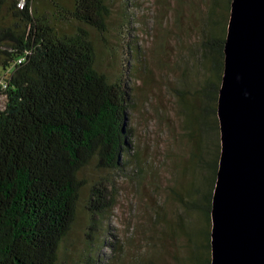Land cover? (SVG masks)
I'll list each match as a JSON object with an SVG mask.
<instances>
[{
  "label": "trees",
  "instance_id": "obj_1",
  "mask_svg": "<svg viewBox=\"0 0 264 264\" xmlns=\"http://www.w3.org/2000/svg\"><path fill=\"white\" fill-rule=\"evenodd\" d=\"M18 1L0 0V70L11 69L0 108V264L58 263L84 183L79 172L94 159L99 168L129 166L143 197L151 196L148 191L173 193L179 206L176 215L159 203L143 220L138 240L146 246L137 264H165L167 254L169 264H212L213 195L222 150L218 108L233 0H154L160 17L172 13L176 32H197L211 74L200 99L173 87L170 108L160 97L168 92L166 81L145 64L142 95L151 104L145 98L138 104L148 118L144 131L128 123L137 106L133 87L110 81L96 66L90 29L105 31L106 0H26L23 8ZM51 15L81 24L67 32ZM20 56L26 60L16 63ZM183 74L191 78L192 70ZM148 121L155 122L153 131ZM196 130L204 140L195 137ZM212 133L219 139L207 147ZM104 198L105 189L94 185L88 206L94 216L109 209ZM195 211L207 220L199 229L188 218ZM179 238L189 248L182 258L173 248Z\"/></svg>",
  "mask_w": 264,
  "mask_h": 264
},
{
  "label": "rangeland",
  "instance_id": "obj_2",
  "mask_svg": "<svg viewBox=\"0 0 264 264\" xmlns=\"http://www.w3.org/2000/svg\"><path fill=\"white\" fill-rule=\"evenodd\" d=\"M110 13L106 20V29L100 32L90 29L92 41L96 49V66L105 73L109 80L115 82L123 80L133 87L134 99L137 106L129 112L128 123L144 131L148 120L139 107L143 99L146 106H150L151 99L142 95L144 90L143 67L151 63L156 74L161 75L164 91L160 96L167 106L173 108V87H180L189 99H200V90L211 74L208 62L201 58L200 38L197 32L188 37L175 31L176 22L170 11L160 17L154 0H106ZM54 8H50L53 11ZM51 14V12H50ZM173 17V19L171 18ZM51 18L69 32H73L80 21H60L53 15ZM174 27V30H172ZM169 29V36L165 37ZM165 44H167L165 46ZM163 46H165L163 48ZM165 48L169 52L165 51ZM192 70L191 78L183 72ZM157 88V87H156ZM171 90V92H169ZM199 93V94H198ZM144 117V118H143ZM155 122H149L151 131ZM197 139H205L200 130H196ZM219 139L212 133L205 142L213 147L214 140ZM161 146L160 149H162ZM158 150L157 155H160ZM209 176V169L205 172ZM203 174L199 177L201 178ZM84 181L80 191L75 221L60 243L57 264H131L132 257L137 264L138 254L141 253L146 242L138 238L144 235L143 220L147 219L150 211L158 204H164L169 213L178 215L179 206L173 193H151L150 197H143L131 179L130 167L118 169L99 168L94 159L79 172ZM188 175L186 179H189ZM148 184V183H147ZM96 185L105 189L109 209L95 214L88 208L92 187ZM165 200V201H164ZM168 215V213H167ZM169 216V215H168ZM195 229L202 228L206 217L202 212L195 211L188 215ZM173 248L178 250V257L182 258L189 252L188 244L182 238L174 241ZM136 244V245H135ZM117 246V247H114ZM91 256V260L87 257ZM169 264V255L165 256ZM188 264H195L190 260Z\"/></svg>",
  "mask_w": 264,
  "mask_h": 264
},
{
  "label": "water",
  "instance_id": "obj_3",
  "mask_svg": "<svg viewBox=\"0 0 264 264\" xmlns=\"http://www.w3.org/2000/svg\"><path fill=\"white\" fill-rule=\"evenodd\" d=\"M218 114L212 264H264V0H233Z\"/></svg>",
  "mask_w": 264,
  "mask_h": 264
},
{
  "label": "built area",
  "instance_id": "obj_4",
  "mask_svg": "<svg viewBox=\"0 0 264 264\" xmlns=\"http://www.w3.org/2000/svg\"><path fill=\"white\" fill-rule=\"evenodd\" d=\"M18 6L20 8L25 7L26 5V0H19L18 1ZM30 52V51H29ZM24 60H26V56H20L16 63H22ZM11 76V69L9 68L6 71H1L0 70V108H3L7 99V88L9 85L8 79Z\"/></svg>",
  "mask_w": 264,
  "mask_h": 264
}]
</instances>
